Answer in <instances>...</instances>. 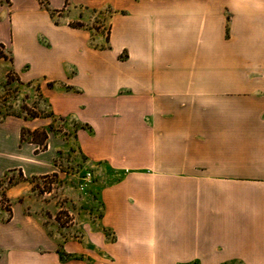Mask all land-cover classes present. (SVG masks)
<instances>
[{
    "label": "crops",
    "instance_id": "obj_1",
    "mask_svg": "<svg viewBox=\"0 0 264 264\" xmlns=\"http://www.w3.org/2000/svg\"><path fill=\"white\" fill-rule=\"evenodd\" d=\"M115 2L99 50L69 23L80 15L56 23L38 0H11L0 18V94L11 72L85 125L51 131L36 153L21 131L51 117L0 118V178L23 176L6 190L0 264H264V0ZM74 154L116 177L91 184L98 223L53 226L54 201L29 178L58 173L79 201Z\"/></svg>",
    "mask_w": 264,
    "mask_h": 264
},
{
    "label": "rangeland",
    "instance_id": "obj_2",
    "mask_svg": "<svg viewBox=\"0 0 264 264\" xmlns=\"http://www.w3.org/2000/svg\"><path fill=\"white\" fill-rule=\"evenodd\" d=\"M38 2L42 7L52 9L51 16L56 23L63 20L67 22L70 16L80 15L81 19L74 18V20H69V23L72 26H85L91 29L95 33L92 43L97 50L109 46L110 20L115 13H119L120 3H116L115 0H57L56 2L54 1V5L57 4L58 7L53 9L51 0H38ZM10 5L11 0H0V18L10 14ZM0 53H4L8 57L2 44H0ZM44 100L38 82L33 83L31 86L23 85L15 78L14 74L9 72L7 82L0 94V117L10 113L30 117L27 113L28 111L39 112L40 116L51 117L53 120V123L50 124L53 128L49 130V133L55 131L61 132L63 135L66 134L68 138L73 137L82 123L71 117L60 119L57 116H52L50 114L51 110ZM29 130L32 131L34 129ZM31 136L32 134L26 132L27 138H31ZM71 149L75 152L77 150L76 145L72 144ZM72 157L70 152L68 160L71 161ZM57 159H61V157H57ZM73 159L75 164L68 163L67 172L70 173L71 169L77 168L78 173H75L74 177L73 175L71 176L70 191L77 193L76 195L80 197L79 201L75 200L77 196L72 198L62 196L63 180L59 178L58 173L29 178L33 182L32 190L37 198H42L45 201H54L52 208V211L55 212L54 219L52 221L49 220V223L52 222L53 226L65 227L75 226V224L82 226L83 219L79 218V215H85V213H90L91 217L95 218L96 223H98V218L101 216V202L97 193H93L90 199L87 198L89 197V191H93L91 184L93 181H98L97 186L101 181L113 180L116 177L109 170L104 171L103 169L102 172L88 171L87 169L90 168H84V160L78 154H74ZM22 180L21 172H15L0 178V217L2 219L11 214V206H13V201L7 197V188Z\"/></svg>",
    "mask_w": 264,
    "mask_h": 264
},
{
    "label": "trees",
    "instance_id": "obj_3",
    "mask_svg": "<svg viewBox=\"0 0 264 264\" xmlns=\"http://www.w3.org/2000/svg\"><path fill=\"white\" fill-rule=\"evenodd\" d=\"M0 57H7L4 53H0ZM51 84V83H49ZM30 117H37L40 116L39 112H33V111H28L27 112ZM13 114V113H10ZM52 116H55L54 113L51 111L50 113ZM1 118V117H0ZM60 119H65V117H59ZM85 125L82 124L80 127H84ZM53 127L50 125L48 128H36L34 130H29L26 128H23L21 131V141L22 142H33L37 145L36 148V153L46 150L48 147V136H49V130L52 129ZM26 132L32 134L31 138L26 137Z\"/></svg>",
    "mask_w": 264,
    "mask_h": 264
}]
</instances>
